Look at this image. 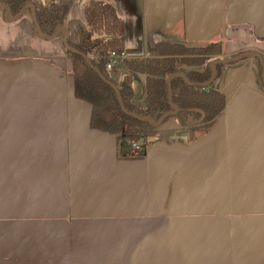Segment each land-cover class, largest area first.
<instances>
[{"label":"crops","instance_id":"0c3cea01","mask_svg":"<svg viewBox=\"0 0 264 264\" xmlns=\"http://www.w3.org/2000/svg\"><path fill=\"white\" fill-rule=\"evenodd\" d=\"M84 1L65 40L0 12V264H264V0H106L127 57L165 42L230 59L213 120L131 113L153 126L124 118L116 134L74 93L66 42L81 38Z\"/></svg>","mask_w":264,"mask_h":264},{"label":"trees","instance_id":"16d2710c","mask_svg":"<svg viewBox=\"0 0 264 264\" xmlns=\"http://www.w3.org/2000/svg\"><path fill=\"white\" fill-rule=\"evenodd\" d=\"M1 3L9 8L12 16L31 3L37 27L44 36H52L63 26L68 10L66 4L52 0L47 3L46 0H1ZM82 6L81 38L75 43L67 41L66 48L74 59V93L91 104L92 126L116 134L120 120L126 118L141 126L152 127L149 122L130 114L158 120L175 110L174 106L177 107L175 116L184 124L208 122L222 113L223 93L212 87L217 68L222 65L216 64V73L212 75V62L223 58L220 44L190 48L182 43L159 42L150 47L155 56L124 58L122 61L128 69L146 74L147 105L136 109L132 104L130 71L117 84L106 69L111 53L128 50L123 43L124 26L120 15L106 0H86ZM26 11L36 30L30 7L14 18ZM0 12L8 18L5 9L0 7ZM6 20L10 21L9 18Z\"/></svg>","mask_w":264,"mask_h":264},{"label":"rangeland","instance_id":"374dc122","mask_svg":"<svg viewBox=\"0 0 264 264\" xmlns=\"http://www.w3.org/2000/svg\"><path fill=\"white\" fill-rule=\"evenodd\" d=\"M60 3H65L68 5L69 10L65 17L68 23L71 25L76 24V19L78 14L76 13V1L77 0H54ZM22 17H28L29 13L26 11L21 17L11 19V21L20 20ZM127 57V56H126ZM124 62V61H122ZM124 64V63H123ZM125 65V64H124ZM118 65L116 70L109 71V74L113 77L115 82H120L123 76L130 71L131 74V84L133 88L132 101L136 108H145L147 105V95H146V85H145V75L138 73L136 71L130 70L126 65ZM133 137V136H132Z\"/></svg>","mask_w":264,"mask_h":264},{"label":"water","instance_id":"95a60500","mask_svg":"<svg viewBox=\"0 0 264 264\" xmlns=\"http://www.w3.org/2000/svg\"><path fill=\"white\" fill-rule=\"evenodd\" d=\"M49 1H50V0H46V3L49 2ZM0 7L3 8V9H5V10L7 11V13H8V18H9V19H13L14 17L19 16L20 14L23 13V11H24L27 7H30V8H31V16H32V19H33L34 24H35V26H36V31H37V33H39L40 35L44 36L43 34L40 33V29L37 27V24H36V21H35V18H34V7H33V5H32L31 3L26 4V6H25V7H24V8H23V9H22V10H21L16 16H12V15H11V11L9 10L8 7L2 5L1 0H0ZM60 31L63 33V38H64V40H65V39H66V35L64 34V28H62V27L59 28V29L54 33L53 36H57V35L59 34ZM229 60H230V59L219 60V61L214 60V61L212 62V75H214V74L216 73V64H218V63H226V62H228ZM174 107H175V110H174V111L164 114V115H163L158 121H152V120H148V119H145V120H146V121H149V122L152 123V124H158V123H160L161 121H163L168 115H173V114L176 113L177 107H176V106H174ZM132 116L135 117V118H139V117H138L137 115H135V114H132ZM202 116H203V114H202ZM202 116H201V117H202ZM139 119H140V118H139Z\"/></svg>","mask_w":264,"mask_h":264},{"label":"built area","instance_id":"2783aa9c","mask_svg":"<svg viewBox=\"0 0 264 264\" xmlns=\"http://www.w3.org/2000/svg\"><path fill=\"white\" fill-rule=\"evenodd\" d=\"M126 58L125 56V52H121V53H111L109 55V57L107 58L106 61V69L108 71L111 70H116L118 64L124 59ZM138 137L135 139H132L131 141V148L133 150H140L142 148V146L144 145L146 139H147V132L144 130H140V132L138 133Z\"/></svg>","mask_w":264,"mask_h":264}]
</instances>
